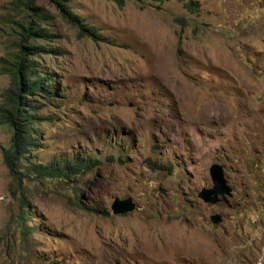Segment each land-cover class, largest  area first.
Returning a JSON list of instances; mask_svg holds the SVG:
<instances>
[{"label": "rangeland", "instance_id": "374dc122", "mask_svg": "<svg viewBox=\"0 0 264 264\" xmlns=\"http://www.w3.org/2000/svg\"><path fill=\"white\" fill-rule=\"evenodd\" d=\"M14 1L0 0V103L18 44L50 49L31 58L58 86L32 96L31 155L99 163L18 183L0 125V264H264V0H62L78 23L48 0ZM21 24L53 37L25 41ZM212 163L229 205L197 196ZM127 197L135 208L113 214Z\"/></svg>", "mask_w": 264, "mask_h": 264}, {"label": "trees", "instance_id": "16d2710c", "mask_svg": "<svg viewBox=\"0 0 264 264\" xmlns=\"http://www.w3.org/2000/svg\"><path fill=\"white\" fill-rule=\"evenodd\" d=\"M19 1L15 0L14 2ZM48 1L58 8L64 19L78 23V19L71 15L62 0ZM114 1L121 7L125 0ZM138 1H148L159 6L167 0ZM185 6L190 11H194V8L190 6V2L185 3ZM20 26L25 41L37 35L48 37L49 40L53 37V34L38 25L32 27L30 24L28 26L21 24ZM80 27L86 30L89 35L95 36L91 29H86L82 24H80ZM49 51L50 49L44 46L19 43L14 58L5 59V65L11 78V86L4 94L3 102L0 103V125H8L12 134L9 147L3 149V162L10 175L18 183L29 182L33 177L69 181L71 178L91 172L99 163L96 159L76 156L68 160H53L43 164L31 155L32 149L37 146L36 125L41 120L35 111L38 107L32 104V96L39 95L50 98L58 92V86L52 74L38 73L31 58ZM27 207L25 198H20V213L30 214L26 212ZM26 228L25 224H21L20 232L23 233Z\"/></svg>", "mask_w": 264, "mask_h": 264}, {"label": "water", "instance_id": "95a60500", "mask_svg": "<svg viewBox=\"0 0 264 264\" xmlns=\"http://www.w3.org/2000/svg\"><path fill=\"white\" fill-rule=\"evenodd\" d=\"M208 172L212 181V186L201 188L197 194L198 198H200L202 202L210 205H215L218 203L229 205V198L232 194V188L224 177L222 165L218 163H212L208 169ZM134 208L135 204L130 197L124 199L115 198L111 204V210L113 214L126 213L132 211ZM209 218L211 223L217 224L221 221V214L213 213Z\"/></svg>", "mask_w": 264, "mask_h": 264}]
</instances>
